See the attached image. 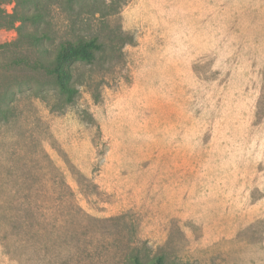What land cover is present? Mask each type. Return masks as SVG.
<instances>
[{
    "label": "rangeland",
    "instance_id": "obj_1",
    "mask_svg": "<svg viewBox=\"0 0 264 264\" xmlns=\"http://www.w3.org/2000/svg\"><path fill=\"white\" fill-rule=\"evenodd\" d=\"M0 106V264H264V0H0Z\"/></svg>",
    "mask_w": 264,
    "mask_h": 264
},
{
    "label": "trees",
    "instance_id": "obj_2",
    "mask_svg": "<svg viewBox=\"0 0 264 264\" xmlns=\"http://www.w3.org/2000/svg\"><path fill=\"white\" fill-rule=\"evenodd\" d=\"M13 16H16L13 14ZM39 13H30L24 11L21 15L14 17L11 25L15 20L20 19L23 22L27 20H38ZM22 26V25H21ZM20 26V28H21ZM102 44L96 38H80L76 41L67 40L60 44L56 56L52 61L50 72L52 73L59 95L63 100L70 104L75 100L77 88L74 86L73 65L76 62L91 63L96 58V53L101 50ZM9 108L0 106L1 116H5ZM132 264H167L163 255H158L149 260H143L138 255L131 258Z\"/></svg>",
    "mask_w": 264,
    "mask_h": 264
}]
</instances>
